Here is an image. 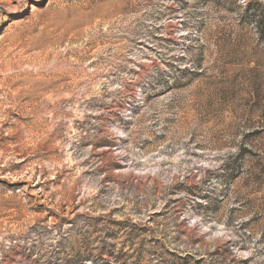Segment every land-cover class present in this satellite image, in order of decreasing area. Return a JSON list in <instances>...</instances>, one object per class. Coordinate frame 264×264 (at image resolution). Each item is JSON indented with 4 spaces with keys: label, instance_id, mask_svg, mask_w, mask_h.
<instances>
[{
    "label": "rangeland",
    "instance_id": "374dc122",
    "mask_svg": "<svg viewBox=\"0 0 264 264\" xmlns=\"http://www.w3.org/2000/svg\"><path fill=\"white\" fill-rule=\"evenodd\" d=\"M0 264H264V0H0Z\"/></svg>",
    "mask_w": 264,
    "mask_h": 264
},
{
    "label": "trees",
    "instance_id": "16d2710c",
    "mask_svg": "<svg viewBox=\"0 0 264 264\" xmlns=\"http://www.w3.org/2000/svg\"><path fill=\"white\" fill-rule=\"evenodd\" d=\"M135 229H138V228H136L135 226H133ZM141 230V229H140Z\"/></svg>",
    "mask_w": 264,
    "mask_h": 264
}]
</instances>
